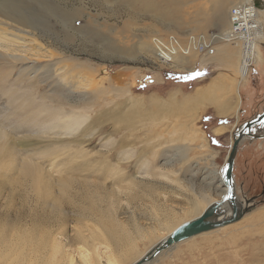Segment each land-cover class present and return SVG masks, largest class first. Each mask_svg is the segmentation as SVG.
Here are the masks:
<instances>
[{
  "label": "rangeland",
  "instance_id": "rangeland-1",
  "mask_svg": "<svg viewBox=\"0 0 264 264\" xmlns=\"http://www.w3.org/2000/svg\"><path fill=\"white\" fill-rule=\"evenodd\" d=\"M36 1L22 0L20 3L24 4V7L20 3L19 5L22 11L29 14L32 23L36 25L40 22L36 26L44 30V47L55 48L59 53L54 58L37 60L32 57L30 60L20 61L10 58L8 60L0 51V58L1 55L5 58L0 59V126L11 131L10 128L13 126L7 119L12 120L15 115L19 119L16 110L18 102L10 104L6 90L14 92L18 101L34 100L39 104L50 106L54 104L53 102L56 103V101L50 102V98L58 99L59 106L63 110L73 109L89 115L87 120L79 125L77 131L58 135L59 139L66 143L62 147L65 150H62L64 157L61 155L58 161L68 158L67 153L73 155L75 151L84 152L83 154L90 161L100 159L101 154H108L111 163L121 164L122 174L117 178L107 175L108 178L104 183L105 192L88 193L84 188H74L72 202H69L64 209L65 217L57 211L50 213V207L42 212L36 205L35 197L29 194L25 185L19 184L20 187L13 188L8 184L0 185V216L13 218L16 214H28V216L42 214L51 221L50 229L54 233L59 231L57 239L63 251L74 255L73 264H80L78 249L80 250L81 247H87L89 251L97 247L100 256L105 254V242H100L101 233L107 241L109 240L108 253L113 251L116 254L121 248L124 250L126 241L121 242V238L124 237H128L131 241L135 240L138 251L144 252L151 244L158 241L162 231L158 228L164 222L166 215L184 217L189 202L200 194L216 199L220 197L221 186L216 173L223 172L233 134L241 123L264 111V82H262L264 79L260 76L264 73V63L258 60L252 64L248 79H245L246 84L240 87V108L235 116L233 108H229L230 110L222 115L218 114L216 108L211 105L200 111V117L196 119L195 124L204 132L208 148L201 152L198 149H183L175 145L163 144L155 149V154L148 155V162L142 163L146 159L145 156L139 160L136 158L142 156L141 143L134 145V148L127 147L130 156L125 158V155L119 154L117 145L127 134L128 128L123 121V123L118 122L115 114L127 111L123 103L129 96L142 95L143 98H148L152 95L165 99L176 91L177 98H181L183 95L192 94L196 87L206 85L217 73L229 75L233 80L238 77L235 63V67H222L224 64L221 61L210 60L209 51L216 46L220 49L232 48V42L239 38H230L231 40L220 38L210 41L206 54L198 53L190 58L189 55L182 53L178 56L181 61L174 62L172 60L163 62L151 54L149 49L156 42L155 38L165 40L172 35L180 47L187 45L188 42L185 41L189 36L201 32L210 40L226 29L224 16L231 3L228 2L229 0L224 2L219 0V3L216 2L218 0H179L181 2L178 3L179 10H174L173 5V10L170 11L172 5L168 0L167 16L164 11L159 14L160 9L155 10V6H146L142 0ZM155 1L161 6L165 4L162 0ZM261 3L262 0L256 1L259 6ZM50 4H53L55 11L60 12L59 21L47 16V8ZM83 6L87 13L95 17L97 20L95 24L91 19H87V15L77 16L71 23L65 21L66 25L61 23L64 22L61 16L67 14L70 16L77 8ZM42 16L44 17L41 21L39 19ZM181 41H184L182 43L185 45L180 43ZM170 44L176 43L167 45ZM31 46L35 49L33 44ZM263 46L264 36L255 44V52L263 53ZM45 49L41 51L44 52ZM183 55L189 57L187 58L189 60H184ZM235 59L234 62H237ZM66 61L85 64L87 69L83 71L98 80L97 94L88 89L82 76H76L77 80L73 85L64 82L62 74ZM177 63L181 64L180 67L176 66ZM2 84L6 88L3 89L4 91ZM227 97L228 103L231 102L234 107L237 100L234 91H229ZM30 111L31 109L22 112L30 113ZM67 111H61V114L69 113ZM180 118L182 119L183 116ZM26 119L27 129L39 127ZM42 122L44 125L48 124L46 121ZM217 126L225 127L222 133L216 134L213 131ZM35 129L14 135L20 138L26 134L30 138L46 140L43 131L36 129L37 132ZM130 133L133 135L129 140L134 135L142 140L147 138L145 128L140 126ZM252 133L264 134V122L255 125ZM79 137L84 142L77 145L73 139H80ZM81 155V153L76 155L77 160L85 158ZM56 160L57 158L50 161L43 160V166L51 172L53 166L50 163ZM59 173L64 172L53 171L51 174L55 178ZM233 180L237 204L239 209L243 210V215L237 221L179 241L160 251L151 260L152 262L146 264H264V216H262L264 214V137H247L240 142L235 157ZM84 196L88 198L85 199ZM88 203H93L92 207L82 211ZM32 208L35 211H32ZM81 211L83 216H79ZM48 219L47 224H49ZM103 227L113 229L115 236L110 238L109 232L104 231ZM152 229L155 233L150 234ZM100 261L102 264L105 262L103 257ZM132 261L133 259H128L122 264H130ZM0 264L7 263L3 261Z\"/></svg>",
  "mask_w": 264,
  "mask_h": 264
},
{
  "label": "bare ground",
  "instance_id": "bare-ground-1",
  "mask_svg": "<svg viewBox=\"0 0 264 264\" xmlns=\"http://www.w3.org/2000/svg\"><path fill=\"white\" fill-rule=\"evenodd\" d=\"M21 1L22 0H0V51L2 52V55L7 57L8 60L10 58L20 61L30 60L32 57L37 60L47 57V59L54 58V56H56L59 52H57L55 48L44 47V30L36 26L40 24V22L35 25L31 22L32 20L29 14L22 11V8L19 5ZM142 1L146 6H155V10L160 9L159 14L161 11H164L168 16V0H162L165 3L163 6L158 5L155 0ZM169 1L172 5V8L170 7V11L173 10V5L174 10H179L178 3H181L179 0ZM256 1L229 0L228 2L231 3V6L227 12L225 11L226 16H224V23L227 26L226 29L224 31L221 29L222 32L214 35V38H210V40L205 33L201 32L200 34L201 37L207 39L208 42L220 38L224 40H231L230 38H239V40L236 39L232 42V48L225 47L220 49L216 46L214 49L209 51L211 52L210 60H212V62L219 60L224 64L222 67H232L234 66V63L235 66L237 65L238 77L236 80H233V78H231L229 75L225 76L221 73H217L206 85L202 87H196L192 94L183 95L181 98H177L176 91L170 93L165 99L160 98V96L157 97L152 95L148 98H143L142 95L129 96V98H127V100L123 103L124 107L127 108V111L124 113L118 112L115 114V117H118L116 118L118 122H124L125 126L131 131L138 126L145 128V136H147V138L142 140L139 136L134 135V137L129 140V137L132 136L133 133H130L131 131L127 129V134H125L117 144L120 150L119 154L125 155L124 158L129 157V149H127V147L134 148V145L141 143L140 154H142V156H136V158L139 160L145 156L146 159H144L142 162L145 163L148 162V155L155 154V149L163 146V144H169L170 146L175 145L177 148L183 149H198L201 152L203 149L208 148L207 139L204 132L195 124L196 119L200 117V111L204 107L211 105L216 108L218 114L222 115L228 112L230 110L229 108H233L235 116L240 107L239 86L249 75L248 64L249 62L254 64L260 59L258 52H255V44L260 38H262V36H264V0H262L260 6L259 4L254 6L256 13H251L250 15L252 19H254L253 23L255 26H253V28H255H248L247 32L249 33L246 36L241 35L240 38L238 35H236L237 33L233 32V22L231 18L232 7L247 3L254 4ZM216 2L219 3V0ZM222 2H224V0ZM21 5L23 6L24 4ZM52 5L50 4L47 8V16L50 17V19L53 17L54 20L57 21L59 19L60 12L55 11ZM181 6L182 5H180V7ZM202 7L201 9H204ZM204 10L205 12L207 11L206 9ZM29 13H31V11ZM175 13L177 14V12ZM67 15L60 17L64 21L61 22L62 19L60 21L63 25L65 24V21L71 23L77 16L82 17L84 15H87V19H91L94 24L97 22L93 15H90L85 11L84 6L82 8H77L75 13L72 15ZM169 15L171 16V14ZM175 16L177 17L178 15ZM43 17L44 16L40 17L41 19L39 20L42 21ZM244 20H248L246 14H244ZM238 28L239 27H236V29ZM196 35L199 34H194L193 36L196 37ZM155 39L156 42L153 43L154 45L152 44L153 48L151 47L149 51L163 62L170 60L173 62L179 60L181 61L178 56H180L182 53L186 56L189 55L190 58L198 54L197 51H195L188 43H186L187 41H185L187 44L186 46L182 47L181 45L180 47L176 40L172 41V43L175 42L176 44H170V46L167 45L170 43L168 41L160 40L159 38ZM157 40H159L161 43H157ZM182 42L184 41H181L180 43ZM185 43L182 44L185 45ZM32 44L34 45L35 49L31 46ZM36 48L40 50H37ZM44 49L45 51L42 52L41 50ZM206 52H208L207 48L205 49L204 54H206ZM2 55L0 59L4 58ZM184 58V60H189L185 56ZM205 59L207 60V58ZM234 59L237 62H234ZM69 62L70 61H66V63H64V73L62 74L64 82L69 84L72 83L73 85V83L77 80L76 76H82L84 82L88 86V89L93 90L95 94H97L96 90L99 89L98 80L93 75L83 71L87 69L85 64ZM179 64L177 63L176 66H179ZM1 87L2 90L5 88L3 84ZM231 90H233L237 96L234 107V104L232 105L231 102L230 104L228 103L229 98L227 95ZM5 93L10 104L13 105L15 102H18L16 105V110L19 113H17L19 119L16 117V115L12 120L7 119L8 123L13 126L10 128L11 131H8L0 126V185L4 186L8 184L12 188L16 186L20 187L19 184L25 185L28 188L29 194L35 197L36 205L39 206V209H41L42 212L50 207V213L57 211L58 213H62L63 217H65L64 209L68 206L69 202H72V191L74 188H84L88 193L105 192L104 183L108 178L107 175L109 174L110 176L117 178L122 174L121 164L119 162L111 163L112 161L109 160L108 154H101L100 159L90 161L89 158L83 154L84 152L75 151L73 152V155L67 153L68 158L65 157L64 159H60L58 161V157H61V155L64 157L62 150H65L62 149V147L64 144H66L63 140L59 139L58 135H63L61 133L70 134L72 131H77L76 129H79V125L85 122L89 117V115H87L88 113L83 111L77 112L73 109L69 111L63 110V108L59 106V102L57 101L58 99L56 100L54 98H50L49 101H56V103H53L57 104L58 106H55L54 104L47 106L48 104H39L38 101L35 102L34 100L25 101L20 99L18 101V97L14 92L6 90ZM29 109H31L30 113L22 112L28 111ZM61 111H67L69 113L65 112L61 114ZM41 113H43V115H41ZM180 115L183 116L182 119L180 118ZM26 118H28L34 124L39 125V127L36 129L43 131L42 134L46 136V140L30 138V136L26 134L25 136L21 134L22 136L20 138L14 135L19 132L24 133L28 130L35 129L31 127L27 129L25 127L28 122ZM42 121H46L48 124L44 125ZM224 128V126H217L213 129V131L216 134H220L223 132ZM39 133L41 134V132ZM163 134H165V136ZM79 138L80 139L72 138L74 143H77V145L84 142L81 137ZM68 142H70V140H68ZM79 153L82 154L81 157H85L83 160H77L76 155L78 156ZM55 158H57V160L50 163L51 166H53L52 170L55 172H64L59 173V175L55 177L56 179L53 178V175L51 174L53 171L50 172L49 169L43 166V160L48 159L50 161L54 160ZM216 174L218 182L221 186L220 197L216 199L214 197H207V195L200 196V194L199 197L196 195L195 197L197 198H192V200L189 202V207L184 213V217L176 218L178 215L176 217H169L166 215L164 222L158 228L160 231L162 230L158 241L151 244L144 252L138 251L135 240L131 241L128 237H124L121 238V242L126 241V245L124 246L125 248L123 247L124 250L121 248L122 251L120 250L116 254H114L113 251H109L108 253V249H110L108 244L109 240L107 241V239H105L101 233L100 242L106 243H104L106 249L105 254L100 256L97 247L92 248L91 251H89L87 247H81L80 250L78 249V254L80 253L81 260L80 264H102L100 261L102 257L105 260L103 264H122L128 259H133L130 264L137 261L149 250L160 244L178 225L196 219L211 203L221 200L222 196L225 194L226 187L222 182V171H217ZM132 180L134 181L135 178ZM109 194H111V192H109ZM84 198L86 199L88 197L84 196ZM235 203L238 206L237 200ZM92 205L93 203H88L83 207L82 211H84L87 207L91 208ZM241 205H243V203ZM231 208L232 206L229 202H223L222 206L218 208V214L217 216H214V219L228 218V216L232 214ZM31 210L35 211L34 208ZM83 215L84 214L82 212L79 216ZM262 216H264V214ZM47 219L42 214L41 216H35L32 214L30 216H28V214H16L13 218H3L0 216V263L4 261L7 264H73L74 255L63 251V248L57 239L59 231L54 233L53 230L50 229L52 226L51 221L48 219L49 224H47ZM107 228L108 227H103L104 231L106 230L109 232L108 236H110V238L115 236L113 229ZM154 231L152 229L150 234L155 233ZM143 236L145 235H142V237Z\"/></svg>",
  "mask_w": 264,
  "mask_h": 264
},
{
  "label": "water",
  "instance_id": "water-1",
  "mask_svg": "<svg viewBox=\"0 0 264 264\" xmlns=\"http://www.w3.org/2000/svg\"><path fill=\"white\" fill-rule=\"evenodd\" d=\"M264 122V111L257 114L254 117L241 123L236 132L233 134V139L228 153L225 157L224 168L222 172V182L225 184L226 191L220 201L211 203L204 212L196 219L184 222L178 225L169 236H167L160 244L149 250L141 258L132 264H146L149 263L160 251L167 249L175 243L182 241L195 234H199L203 231H208L213 228L223 226L225 224L235 222L243 215V210L239 209L236 205V194L234 192V180H233V168L235 163V157L240 145V142L247 138H262L264 134L255 135L252 133V129L255 125ZM223 202H229L232 206V214L228 218L214 219L217 216V210L222 206ZM246 209V208H245ZM244 209V210H245ZM213 217V219H212Z\"/></svg>",
  "mask_w": 264,
  "mask_h": 264
},
{
  "label": "built area",
  "instance_id": "built-area-1",
  "mask_svg": "<svg viewBox=\"0 0 264 264\" xmlns=\"http://www.w3.org/2000/svg\"><path fill=\"white\" fill-rule=\"evenodd\" d=\"M255 5H256V3L254 2V4L253 3L240 4V5H237V6H234L231 8L233 32L237 33L236 35H238V37H240V38H241V35L246 36L249 33V32H247L248 28L252 29L253 26H255L253 23L254 19H252L251 15H250L251 13H256V11L254 10ZM244 14H246L248 17L247 21L244 20ZM240 15H241V17H240ZM236 27H239V28L236 29ZM166 39H168V41L170 43H172V41H174L176 38L172 37V35H169L168 38H165V40ZM187 42L195 51H197L199 53V55H202L205 52V49L210 45V43H208L207 39L202 38L200 34L196 35V37H194L193 35L189 36L187 38ZM157 43H161V42L159 40H157ZM248 65L247 66H248V69L250 72L251 67L253 65L251 64V62H249Z\"/></svg>",
  "mask_w": 264,
  "mask_h": 264
},
{
  "label": "crops",
  "instance_id": "crops-1",
  "mask_svg": "<svg viewBox=\"0 0 264 264\" xmlns=\"http://www.w3.org/2000/svg\"><path fill=\"white\" fill-rule=\"evenodd\" d=\"M259 43H262V42H259ZM264 47V46H263ZM259 52V51H258ZM259 55H260V59H259V62H262V63H264V49H263V53H261V52H259L258 53ZM249 76V75H248ZM261 78L263 77V79H264V73H261ZM248 79V77L246 78V80ZM246 80H244L241 84H240V86H239V101L241 102V96H240V87L241 86H244L245 84H246ZM262 82H264V80H262ZM199 87H202V86H199ZM239 102V103H240ZM239 106H240V104H239ZM240 108V107H239Z\"/></svg>",
  "mask_w": 264,
  "mask_h": 264
},
{
  "label": "snow or ice",
  "instance_id": "snow-or-ice-1",
  "mask_svg": "<svg viewBox=\"0 0 264 264\" xmlns=\"http://www.w3.org/2000/svg\"><path fill=\"white\" fill-rule=\"evenodd\" d=\"M199 74V73H198ZM190 78V77H189Z\"/></svg>",
  "mask_w": 264,
  "mask_h": 264
}]
</instances>
